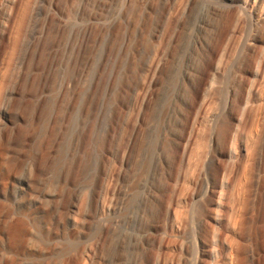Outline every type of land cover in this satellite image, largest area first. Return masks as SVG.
<instances>
[{
  "label": "rangeland",
  "instance_id": "rangeland-1",
  "mask_svg": "<svg viewBox=\"0 0 264 264\" xmlns=\"http://www.w3.org/2000/svg\"><path fill=\"white\" fill-rule=\"evenodd\" d=\"M0 264H264V0H0Z\"/></svg>",
  "mask_w": 264,
  "mask_h": 264
},
{
  "label": "bare ground",
  "instance_id": "bare-ground-1",
  "mask_svg": "<svg viewBox=\"0 0 264 264\" xmlns=\"http://www.w3.org/2000/svg\"><path fill=\"white\" fill-rule=\"evenodd\" d=\"M223 1H228L229 2V5H231V6H234V5H236L239 1H241V0H223ZM244 1V3H245V0H242V2ZM247 2V1H246ZM215 76V73H214V75H213V77ZM215 78V77H214ZM7 110V109H6ZM4 111V115H6L7 116V114H8V112L7 111Z\"/></svg>",
  "mask_w": 264,
  "mask_h": 264
}]
</instances>
